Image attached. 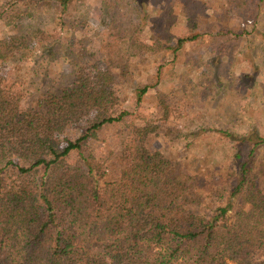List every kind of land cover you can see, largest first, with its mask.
I'll list each match as a JSON object with an SVG mask.
<instances>
[{
    "label": "trees",
    "instance_id": "1",
    "mask_svg": "<svg viewBox=\"0 0 264 264\" xmlns=\"http://www.w3.org/2000/svg\"><path fill=\"white\" fill-rule=\"evenodd\" d=\"M87 1L6 0L0 22L10 31L0 38V66L31 60L45 81L60 58L58 30L70 35L83 26ZM134 2L135 12L150 11L148 0ZM107 3L102 0L101 10ZM47 12H53V30L40 18ZM163 12L166 30L182 15L188 34L148 46L134 24L111 36L110 52L91 72L70 53L68 79L55 81L30 106L9 98L0 76V264H264L263 128L238 133L200 125L185 149L193 139L214 137L223 152L212 174L196 177L150 146L156 126L140 123L133 112L113 113L125 101L119 93L124 62L162 52L175 62L188 43L205 36L197 6L170 0ZM245 13L237 42L263 26V12ZM236 55L251 59L243 50ZM248 65L239 83L250 90L257 71ZM150 87L132 86L136 106ZM69 125L81 126L80 135L61 147L56 135ZM112 126L123 128L126 160L110 174L94 143ZM72 153L76 160L69 164Z\"/></svg>",
    "mask_w": 264,
    "mask_h": 264
},
{
    "label": "rangeland",
    "instance_id": "2",
    "mask_svg": "<svg viewBox=\"0 0 264 264\" xmlns=\"http://www.w3.org/2000/svg\"><path fill=\"white\" fill-rule=\"evenodd\" d=\"M5 1L0 0V6ZM169 1L148 0L149 12H135L134 0H108L104 10H101L102 0H88L81 8L83 12H80L84 18L86 15L85 24L71 30L70 35L58 30L63 38L59 43L61 45H56L60 58L51 70L48 66L49 75L45 81L40 80L38 73L41 71L31 60L0 66V76L8 88V97L18 100L21 106L32 105L55 81L68 79L71 67L66 55L70 53L84 69L91 72V64L110 52L107 43L111 36L134 24L142 30L139 35L142 43L151 46L154 40H159L173 44L176 38L187 35L189 30L182 15H178L172 27L166 30L163 11ZM180 1L192 9L197 6L199 12L194 13L198 16V31L205 36L188 43L175 62L168 52L159 55L146 53L124 62L127 73L125 82L121 81L123 86L119 93L125 101L113 113L121 110L133 112L140 123L156 126L157 135L150 146L177 162L181 169L198 177V173L210 172L209 168L215 166L223 152L214 137L193 139V147L188 151L185 149L187 140H192V137L189 139L190 134L200 125L238 133L251 127L264 130V0ZM245 12H263V19L258 20L263 26L258 27L247 40L237 42L236 31L248 18ZM46 14L40 15V18L47 21L45 27L51 26L53 30L49 25L53 12ZM28 21L25 24L30 26ZM224 28L230 32L224 34ZM9 31V26L0 22V38ZM39 40L34 39L35 43ZM34 41L29 46H34ZM67 45L72 47L67 48ZM240 50L246 51L251 59L240 60L236 55ZM249 63L257 71L256 83L250 90L239 83L240 75L250 71ZM158 70L162 83L157 86ZM134 84L151 86L138 106L134 103ZM80 132L81 126L69 125L56 137L60 146L64 147L67 141L79 137ZM121 133L124 131L120 126L105 128L94 143L95 150L107 159L105 164L110 174L119 167V161L126 160ZM75 160L76 156L72 153L68 163L73 164Z\"/></svg>",
    "mask_w": 264,
    "mask_h": 264
}]
</instances>
